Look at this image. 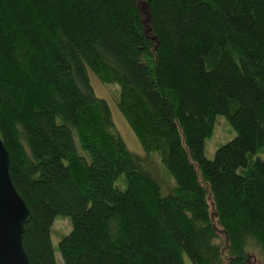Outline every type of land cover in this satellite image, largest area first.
<instances>
[{
  "label": "trees",
  "instance_id": "obj_1",
  "mask_svg": "<svg viewBox=\"0 0 264 264\" xmlns=\"http://www.w3.org/2000/svg\"><path fill=\"white\" fill-rule=\"evenodd\" d=\"M0 0V127L30 264L264 255V0ZM175 180L162 195L89 72ZM218 115L235 136L205 155ZM125 178L123 188L117 180ZM57 217L69 233L52 243ZM221 234V236H220Z\"/></svg>",
  "mask_w": 264,
  "mask_h": 264
},
{
  "label": "rangeland",
  "instance_id": "obj_2",
  "mask_svg": "<svg viewBox=\"0 0 264 264\" xmlns=\"http://www.w3.org/2000/svg\"><path fill=\"white\" fill-rule=\"evenodd\" d=\"M138 8L144 16V28L147 34H150V25L146 15V7L144 0H136ZM90 83L93 87L94 93L97 97L104 99L111 111L112 120L115 125L116 131L119 133L120 137L125 142L128 150L135 155L140 157L146 156L147 154L143 150L141 144L139 143L134 132L130 128L129 124L123 117L122 113L118 109L116 97H117V87L114 85L103 84L93 72H89ZM235 131L229 125L227 119L223 115H218L214 123V131L212 136L206 141L205 155L207 158H213L216 149L222 144L228 142L235 136ZM255 157H264V148L259 150L255 154H251L246 167H241L238 169L239 173H246L248 167L252 165ZM146 166L152 172L155 179L160 185V190L162 195H167L172 192L173 188L176 186L175 180L167 172L157 155H147L145 157ZM125 178L123 175L117 180V185L121 188L125 185ZM71 230V224L67 218L57 217L54 220L52 226V243L56 250V256L59 258L58 243L63 235L69 233ZM221 236V234H220ZM248 261L250 264H264V255L256 247L248 248ZM184 259L187 264H190L189 259L186 254H184Z\"/></svg>",
  "mask_w": 264,
  "mask_h": 264
},
{
  "label": "water",
  "instance_id": "obj_3",
  "mask_svg": "<svg viewBox=\"0 0 264 264\" xmlns=\"http://www.w3.org/2000/svg\"><path fill=\"white\" fill-rule=\"evenodd\" d=\"M30 218L9 174V153L0 127V264H30L22 242Z\"/></svg>",
  "mask_w": 264,
  "mask_h": 264
}]
</instances>
